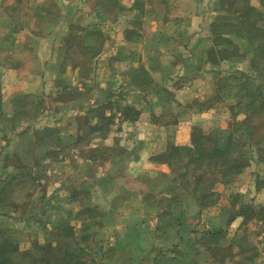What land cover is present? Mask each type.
<instances>
[{"label": "rangeland", "instance_id": "obj_1", "mask_svg": "<svg viewBox=\"0 0 264 264\" xmlns=\"http://www.w3.org/2000/svg\"><path fill=\"white\" fill-rule=\"evenodd\" d=\"M26 1L35 6L36 2L41 0H2L5 5L6 2L12 4V7L18 6V3L23 4ZM78 1L79 0H69V2L74 3ZM42 2V8L47 12L45 14H56L55 11L58 9L56 3L60 2V0H42ZM113 2H115V0H113ZM205 2L207 8L209 7L208 9H204L205 12L210 9L216 11L217 18L215 21L231 18V12L235 11L238 7L237 4L246 5L248 3L255 9L264 13V0H205ZM136 3L139 8L141 1L136 0ZM112 4L114 5V3ZM82 6L83 3H80L79 8ZM100 6L102 7L103 5L99 4V7ZM174 11L176 10H171V12ZM147 13L148 15H146L144 11L140 17L144 18L145 24H147L146 22L148 20L161 21V24L157 28L158 31H155L156 33L159 34L172 31L170 30V28L173 27L171 26L172 24H165V22L161 20L163 17L167 16L163 9L150 10ZM115 16L117 15H115L114 10L107 9L105 13H103V17L108 21V23H105L106 25H102L105 33L97 24L90 25L87 30H83V27L80 26L72 28V32L76 31L82 33L84 31V34L87 33V35H85L87 39L84 41V37H81L79 39L80 41H76L75 39L73 42H70L72 47L74 45L78 47L73 54H76V52H83V44L86 46L84 49L90 55L97 53L99 48L102 49L105 45L108 54L106 58L108 59V63L112 66L117 65L115 69L118 70L116 75L117 78L113 77L116 81H113L111 86L123 82L124 78L128 76L134 77L139 82L146 80L149 75L145 70V64L162 69L168 64H173L172 66L179 64L178 50H176L174 55L169 59L167 57L162 59L161 57L162 60L157 64L153 63V57L155 55L142 58L141 56L138 57L137 53V55L133 56L132 61L131 57L125 59V61L115 60V56L111 51L114 50L118 44V41H116V33L111 26V22ZM234 16L236 15L234 14ZM15 17L20 21L25 19L24 17L20 19L19 12H16ZM28 18L30 21L33 19V17L30 16H28ZM141 26L142 25L139 24L135 29H146L145 26ZM258 26L264 28V20H260ZM146 30L149 31L148 29ZM229 37L235 44L241 46L243 49L246 48V50H249L247 42L244 39L232 35ZM132 40H134V38H132ZM221 40V38L215 39L214 36L212 37L211 47L206 53L207 60L210 58L211 54L209 51L211 48H213L212 50H216L224 46V44L218 45ZM140 42L141 40L138 39L136 42H133L138 45L136 49L137 52ZM177 42L182 43V41ZM161 43L162 42H160V44ZM145 44V48L150 50H155L157 48H154L150 41ZM200 44H198V46ZM177 45L178 44L175 46ZM198 46L196 47L198 48ZM225 46L230 47L228 45ZM71 49L72 48H64L62 52L64 56V65L71 59L68 54V51ZM231 56H233L231 60L215 64L209 61L212 67L206 71H202L201 74H197L196 77L194 76L195 78L190 77L193 74H189L188 76L184 74L176 81L178 85L184 80L194 78V82H191V84L195 92L199 94L200 97L203 96V98L200 99L201 103L195 102L189 106H183L174 102L164 103V100L169 98L167 96L173 95L174 91H176L177 88L175 84L171 86V89L163 90L162 92L160 88L154 89V93L151 92L152 94L150 96L145 92L147 104L141 103V105H143L141 109H143L144 115L141 113L142 110L140 111L136 109L135 106L126 104L124 100L122 103L118 101L120 105L110 103L106 106L107 111L104 113V117L99 120L105 122L101 124V127H105L108 132L117 128V130L119 129L124 131V133H128L131 128L134 129L136 127L135 121L143 115V118L137 125L140 136H120V139L114 140V142L111 143L112 145L107 147L106 145H102V149L96 155L100 156L99 159L111 160L112 155L115 153V159L120 158L121 160L119 161L120 163L117 164L122 165L125 161L129 162L131 159H133L132 161H137L138 158L144 154L145 147L152 146L154 152L149 161L158 168V170L154 171L152 174L147 172L146 167L131 168L127 170L128 174L124 176L122 185H120L121 188L118 185V181L113 182L115 184L105 182L106 185H103L99 184L101 175L98 176V178L91 175L94 170L93 168L89 167L85 170V174L90 175L87 179L82 175L84 173L83 170L76 171L77 167L75 162L77 161L73 160L70 154L65 155L62 153L57 154L55 151H40L37 157L44 159H46L45 157H49L48 161H50V165H45L41 171L37 170L36 177H41L40 181L35 182L32 175L21 176L19 173L20 180L24 182V184H16L18 181H14L9 183L8 186L6 178L9 177V175L11 177L14 170L12 171L11 168L10 170L9 168L6 169L5 159L3 161V167L0 169V176L4 178L2 182V178L0 177V199H4L2 200L4 203H0V214H3V218H0V241L2 240L1 238L6 237V223H10V220L13 221L18 219V217H10L6 220V212H16L18 210L27 211L33 208V206H31L33 201L39 203L46 195L51 199V203H53L54 198L57 196V202L55 201L54 203H60L70 213L68 220L59 226V235L57 234V237L53 236V240H51L52 236L47 233L44 238L36 239L35 241H33L30 235L25 238L27 232L29 234V232L32 233L34 231V226L30 221L23 224L25 229L21 227L20 233L17 231L18 234L15 236L18 248L13 256L15 259L14 261L19 262V264H35L34 257L36 255L41 256L42 251L38 249L35 250L33 246L40 247L51 240L53 243L63 246V249H71L74 253L78 251L77 246H81L86 253L82 258L84 263L94 258L95 264H175V262L170 261V259L158 257L159 254L167 255L170 244L173 245V240L170 241V238L160 231L163 228L168 229L167 226H170V221H166L165 224L163 217L159 224L155 223L156 219H154L153 216L152 218L148 216L150 214L144 212L146 208L144 209L143 206L147 207L148 205L147 209L151 211H159V209L164 210L170 207L168 211L178 212L177 209L180 206L179 204H169H177L180 201L181 205L185 203L188 204L186 200L182 202L184 196H182L181 192L185 190L182 184L179 185V188L176 187L175 190H170L169 188L171 186L175 188L174 184H172L175 175L173 171L180 169L179 167L183 166L185 162L184 160L177 159L178 153L174 150V147L178 149L183 148L181 149V153L187 150L191 151L192 130L194 127H197L203 133L217 130L223 134L231 132L233 134V140L238 142L235 144V150L237 149L236 151L239 152L238 155L247 159L248 166L240 175L234 177L229 184L226 185L221 182L214 184L213 191L218 196L215 204H219L221 216L226 215L229 217L237 214L240 220L236 222L238 227L235 231H233V229L227 231L226 229L225 237L215 244L219 246V249L217 251H211L210 253L212 255L209 254L204 245L205 240L207 241L210 239V236L205 234V227L203 225H200L199 229L195 227L197 230V235H195V237L197 239H202V241L198 247H193V250L190 252L195 262L194 264H264V107L262 109L260 108V111L252 113L248 105L253 100H259L260 102L264 100V58L255 57L252 59L249 53L245 57L235 58L236 54H231ZM88 59V64L93 65L94 58L90 56ZM63 64L62 67L64 66ZM133 64L138 65V69L131 73ZM121 71L123 72V76L119 75ZM159 72L160 69L159 71H155L154 74L159 75V77L163 75L165 79L169 78L170 81L173 79L171 76L175 71L167 70L163 74H158ZM88 78L92 79L93 77ZM257 88L261 92V96L250 94ZM115 91L117 92V96L115 97H118L117 100H119L122 99L120 95L124 94L123 91L126 92V88L110 89V94ZM162 93L165 95H161ZM162 96L164 99H161ZM45 97V94L41 97H35L34 104H37V106H35V108L32 106L27 116L25 114H19V118L25 119L27 117H34L35 115L38 117V111L41 110H44L46 114L49 115V111L54 110V105H50L49 102L46 103L47 100ZM80 108L82 109V106H80ZM197 109L203 111L201 113L213 110L215 115L211 117L207 114L203 118L197 119L198 121L193 118H191V120H184V118L187 117L186 113L188 114L189 111H196ZM78 110L79 107L75 111L78 112ZM95 113L98 114L97 112ZM146 117H148V119H146ZM77 118L75 122L68 123L64 121V123H60V125L62 128H68V126L75 127L74 125L84 127L86 122L84 121L86 118L85 115H78ZM203 119L208 123H205ZM51 121L43 120L40 123L42 127L50 128L47 126L51 124ZM151 123H153L152 127H156L155 132L148 134V132L150 133L151 131ZM187 123L190 124L187 125ZM0 125H2L1 128L3 127L6 130V118L4 120H2V118L0 119ZM158 126H163L164 128L159 131ZM96 127L97 124L94 128ZM145 131L147 135L144 134ZM184 133L186 142L183 143L184 141H182L180 145L176 144L177 138L183 137ZM50 139H52L50 136L41 138L43 142L47 141L48 143ZM146 139H148V145L144 143ZM222 140L224 139L222 138ZM132 145H134V147ZM171 146L173 147L169 151ZM21 159L22 164H26L32 160V158L29 157H21ZM13 163L15 165L21 164L18 160L13 161ZM117 170V168L114 169V172H117ZM8 171L10 173H8ZM99 172L101 173L102 170L99 169ZM6 173H8L7 176ZM208 173L209 172L205 174ZM214 174L217 173L214 172ZM15 180H17V177ZM73 186L76 187L74 188ZM106 186H113L116 188V192H106ZM169 192L177 194L178 198L181 196V199L175 198L177 201H172V199H169L172 196ZM138 193H141V196L143 194L142 202L137 198ZM114 197L118 198L112 199ZM6 198H8V201H6ZM69 198L70 200L74 198L77 202H72V200L69 201ZM187 200L189 202L193 201L198 205L193 199ZM78 204H80L79 210L77 208ZM165 212L166 210L163 214H165ZM175 215L178 216V214ZM166 218L168 217L166 216ZM196 220V218L188 219L187 224L185 221L184 227L187 230H191V227L196 224H205L202 218V223H196ZM233 223L231 222L229 225L234 226ZM11 224L14 230L19 227L17 223ZM157 224L158 228L155 229ZM124 238H128V240H124ZM28 242L31 243L29 244ZM109 246H119V249L115 254L107 251L105 252L106 248ZM153 246H155V248ZM100 247H102V249H100ZM211 247L214 248V245ZM187 248L188 251L191 250V247ZM205 254H208L209 257H204L203 255ZM223 255L224 258L218 262L217 259L220 260ZM252 256L255 257V259L253 262H249ZM189 259V257L185 258L180 264H186V260L188 262ZM177 261L180 260L177 259Z\"/></svg>", "mask_w": 264, "mask_h": 264}, {"label": "crops", "instance_id": "obj_2", "mask_svg": "<svg viewBox=\"0 0 264 264\" xmlns=\"http://www.w3.org/2000/svg\"><path fill=\"white\" fill-rule=\"evenodd\" d=\"M79 1L74 3L69 2V0H60V2L56 3V7L58 8L55 11L56 14L53 13L52 15L45 14L47 12L42 8V0L36 2L35 6L26 1L23 4L18 3V6L15 7H12L10 3L6 2L5 5L2 0L0 1V117L2 120L6 118V130L3 127L1 128L2 125H0V169L3 167V161L6 159V169L9 168L10 170L11 168L12 171L14 170L12 176L10 177L9 175L6 178L8 186L9 183L14 181H18L16 184H24L20 180L19 173L21 176L32 175L35 182L40 181L41 177H36L37 170L41 171L45 165H50V161H48L49 157H45L46 159L37 157L40 151H55L57 154H70L72 159L77 161L75 162L76 171L83 170L84 173L82 175L87 179L90 175L85 174V170L89 167L93 168L94 170L91 175H94L96 178L101 175L99 184L103 185L117 181L119 186L122 185L124 176L128 174L127 170L131 168L146 167L147 172L152 174L158 170L156 165H153L149 161L154 152L152 146H146L144 154L141 157L139 156L140 158L137 161H132L133 159H131L129 162L125 161L122 165L117 164L121 160L120 158L115 159V153L112 155L111 160L99 159L100 156L96 154L102 149V145H106V147L110 146L114 140L120 139V136H140L137 125L145 114L143 109H141L143 106L141 103L147 104L145 92L150 96L151 92L154 93V89L160 88L161 92L171 89V86L175 85L182 75L187 74L188 76L189 74H193L190 77H196L197 74H201L202 71H206L212 67L207 60L206 53L211 47L213 37L211 24L217 18V14L215 10L211 9L207 12L204 11V9L209 8H207L205 0H140L139 8L141 9L138 8L136 0H115V2L113 0ZM80 3H83L81 8H79ZM99 4L103 6L99 7ZM107 9L114 10L115 15H117L111 22L112 29L116 33V41H118L116 48L111 50L115 56V60L125 61V59L131 57L132 61L133 56L137 54L138 57L141 56L142 58L155 55L153 63L157 64L166 57L168 59L171 58L174 52L178 50L179 64L175 66L168 64L164 69L154 68V66L145 64V70L149 75L146 80L139 82L134 77L128 76L124 78L123 82L111 86L112 82L116 81L114 78H117L118 70L115 69L117 65L112 66L108 63L105 45L102 49L100 48V51L98 50L99 52L90 55L84 49L86 47L85 44H83V52L73 54L78 47H76L77 45L72 47L70 43L75 39L78 41L81 37H84V41L87 39V36H85L87 33L84 34V31L82 33L71 31L76 26L87 30L90 25L97 24L105 33L102 25L108 23L106 18L103 17V13ZM160 9H163L167 14L161 20L165 24H172L171 26H173L170 28L172 30L170 32L158 34L155 31L161 24V21L148 20L147 24H145L144 18H140L144 11L148 15V11ZM171 10L176 11L171 12ZM16 12H19L20 19L22 17L25 19L21 21L17 20L15 17ZM28 16L33 17V19L30 21ZM139 24L142 25L141 27L145 26L149 31L143 30V28L142 30L140 28L138 30L135 29ZM137 39L141 40L138 52L136 51L138 45L133 43ZM148 41H150L154 48H157L155 50L145 48V43ZM177 41H182V43H178ZM176 44L178 45L175 46ZM198 44L200 45L198 46ZM64 48H72L71 52L68 51L71 59L65 65L63 64L64 56L62 53ZM90 56L94 58L93 65L88 64ZM62 64L65 68L62 67ZM137 69L138 65L133 64L131 73ZM159 69L160 72L158 74H163L167 70L175 71L171 76L173 78L170 80L171 82L169 78L165 79L163 75L159 77V75L154 74ZM122 71L119 75L123 76ZM88 77L93 78L89 79ZM194 78L184 80L178 85L176 84V91H174L173 95H168L167 97L169 98L164 100V103L174 102L183 106H189L195 102L201 103L200 99L203 96L200 97L191 84V82H194ZM119 88H126V92L123 91L124 94L120 95L122 99L117 100L118 97H115L117 96V92L115 91L110 94V89ZM43 94L46 95V103L49 102L50 105H54V110L49 111V115L44 110H41L38 111V117L35 115L34 117H27L25 119L19 118V114L27 116L30 113L31 107L34 106L35 108L37 106V104H34L35 97H41ZM161 95L165 94L162 93ZM161 99H164L163 96ZM123 100L126 104L135 106L140 111L142 110L141 113L143 115L135 121L136 127L134 129L131 128L128 133H124V131L118 129L121 133L117 128L108 132L105 127H101L104 121L102 120L103 122H101L99 120L104 117L108 104L120 105L118 101L122 103ZM80 106H82V109ZM78 107L79 110L77 112L75 110ZM201 112L203 111L198 109L196 111L191 110L188 114L186 113L187 117L184 120H191V118L196 120L201 119L207 114L211 117L215 115L213 110ZM78 115H85L84 121L86 122L84 127L78 125H74L75 127L68 126V128L61 127L60 123L62 124L64 121L68 123L75 122L78 119ZM43 120H52L51 124L47 126L50 128L42 127L40 122ZM204 122L208 123L205 120ZM96 124L97 127L94 128ZM150 125L151 131L148 134L155 132L156 128L152 127L153 123ZM158 128L160 131L164 127L158 126ZM144 134L147 135L146 131ZM45 136L52 138L49 143L41 140ZM184 138L186 139L185 133L183 137L177 138L176 144L180 145L182 141L185 143L186 140ZM144 143L148 145V139ZM132 146L134 147V145ZM21 157H29L32 160L26 164H22ZM15 160H18L21 164L15 165L13 163ZM116 168L118 170L114 172ZM99 169L102 170L101 173ZM8 173L10 172L8 171ZM8 173H6V176ZM0 177L3 182L4 178ZM16 177L17 180H15ZM73 187L75 188L76 186ZM106 188V192H116V188L113 186H106ZM142 196L141 193L137 195V198L141 202ZM116 198L118 197L112 199ZM187 199L186 202L188 204L180 205L177 209L178 212L169 213L167 209H159L160 213L159 211H151L146 206H143L144 209L146 208L144 212L150 214L148 216L151 218L153 216L156 219L155 223L159 224L163 217L165 224L166 221H170V226H167L168 229L163 228L160 231L167 235L170 241L173 240V244L179 238H186L182 241L184 245L181 243V240L178 241L180 254H177V250L176 252L173 251V245L170 244V248L166 249L167 255L160 254L158 257H165L175 262L172 260L175 257L184 258L190 255L191 253H188L187 247H189L188 245L198 247L199 243L195 235H197L196 228L199 229L200 225H203L206 230L213 231L221 229H227V231L233 229L235 231L237 229L238 224L236 222L240 220L239 216L232 221V223L234 222V226H227L226 220L228 216H221L219 204L200 210L198 205L193 201L189 202ZM71 200L72 202H77L74 198H71ZM71 200L69 198V201ZM55 201L57 202V196L54 198L53 203H51V199L46 195L39 203L33 201L31 203L33 208L27 211L6 212V220L10 217H18L17 220H10V223L7 222L6 227H13L11 223H17L19 227L16 228L17 230L15 229L16 235L18 232L20 233L21 227L25 229L23 224L30 221L34 226V231L32 233L29 232V234L27 232L25 238L30 235L33 241H35L36 239L44 238L47 233L52 236L51 240H53V236L57 237L59 233V226L64 224L68 220V217H70V213L66 208L60 203H54ZM77 208L78 210L80 209V204L77 205ZM165 210L166 212L163 214ZM175 214H178V216ZM175 217L182 218L183 224L185 221L187 224V220L190 218H196V223H202V218L205 224L194 225L191 227L193 231L189 235H186L183 232L185 227L179 225L181 221L178 222ZM0 218H3V214H0ZM158 224L155 226V229L158 228ZM177 232H180L181 235L177 234ZM28 243L30 244L31 242ZM192 250L193 248L190 252ZM203 256L209 257L208 254ZM187 263L190 264L189 262Z\"/></svg>", "mask_w": 264, "mask_h": 264}, {"label": "trees", "instance_id": "obj_3", "mask_svg": "<svg viewBox=\"0 0 264 264\" xmlns=\"http://www.w3.org/2000/svg\"><path fill=\"white\" fill-rule=\"evenodd\" d=\"M235 11H232V17L225 20H217L211 24V32L215 39L221 38L222 40L218 45H223L221 48L212 50L210 52V58L208 61L211 63H219L227 60H231L233 56L231 54H236V57H245L246 55L251 54L252 59L264 58V28L258 26L260 20H264V13L255 9L253 6L249 5H239L237 4ZM234 14L236 16H234ZM237 36L244 39L247 42L249 50L242 48L241 46L234 43V41L229 37ZM234 43V44H233ZM228 45L230 47H227ZM87 49V48H86ZM100 51V48H99ZM97 51V52H99ZM250 94L261 96V92L258 88L255 91H252ZM252 113L258 112L264 107V100L261 102L258 100H253L249 104ZM261 108V109H260ZM133 121V120H132ZM222 138L224 140H222ZM191 151L187 150L186 152L181 153V149L174 147V150L178 153V160H184L183 166L179 167L174 172V184L175 188L171 186L170 190H175L176 187L179 188V185L182 184L185 190H182V202L187 198H192L197 204L200 210L209 208L217 202V194L213 191V186L217 182L224 184H229L232 179L242 173V171L248 166L247 159L238 155L239 152L235 150V144L238 142L233 140V134L231 132L223 134L221 132L214 131L209 133H203L197 127H194L191 135ZM236 142V143H235ZM173 146L169 148L171 150ZM192 153V154H191ZM209 172L208 174H205ZM216 172L217 174H214ZM172 196L169 199L172 201H177L181 199V196L169 192ZM3 198H1L0 203H4ZM8 201V198H6ZM171 201V202H172ZM181 205V201L177 204L169 205ZM148 208V205H147ZM170 207L167 208V210ZM166 209V208H165ZM249 211V210H248ZM170 213V211H167ZM172 214V213H171ZM237 216L233 215L227 217L226 225L228 226ZM176 218V217H175ZM178 222L181 221L183 227L185 223L182 224V218H176ZM193 230H187L186 228L183 232L186 235H189ZM226 229H221L219 231L206 230L205 234L210 236L209 240H205V248L210 252L217 251L219 246H216V242L224 238ZM177 234L181 235L180 232ZM15 230L12 227H6V237L1 238L0 241V264H19L15 262L14 254L17 252L18 243L15 240ZM186 239V238H185ZM185 239L179 238L182 241ZM128 240V238H124ZM173 244V251H178L177 254H180L178 249L179 242ZM202 239H198V243ZM193 245V244H192ZM214 245V248L211 246ZM193 248V246L188 245ZM155 248V246H153ZM33 248L39 251H42L41 256H35V264H95L94 258H91L88 262H83L82 258L86 254L85 250L81 246H77V252H72L71 249H63V246L53 243V241H47L43 246H33ZM102 249V247H100ZM119 246H109L106 248L105 252L115 254ZM159 251V250H158ZM181 253H183L181 251ZM190 254V251H188ZM148 254V252H147ZM160 255V254H159ZM185 256V255H182ZM189 257V263L194 264L191 255L186 257H175L172 260L175 261V264H180L181 261ZM181 258V260H180ZM224 258V255L217 259L220 262ZM251 258V260H250ZM249 262H253L255 257H250ZM179 259L180 261H177ZM33 264V263H31ZM186 264L187 260H186Z\"/></svg>", "mask_w": 264, "mask_h": 264}]
</instances>
